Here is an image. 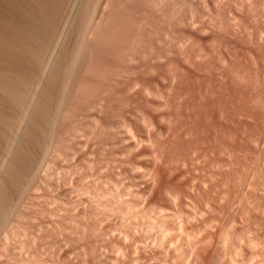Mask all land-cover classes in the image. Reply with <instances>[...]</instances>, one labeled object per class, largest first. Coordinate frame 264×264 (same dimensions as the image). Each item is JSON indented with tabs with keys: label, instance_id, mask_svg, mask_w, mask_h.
I'll return each instance as SVG.
<instances>
[{
	"label": "rangeland",
	"instance_id": "1",
	"mask_svg": "<svg viewBox=\"0 0 264 264\" xmlns=\"http://www.w3.org/2000/svg\"><path fill=\"white\" fill-rule=\"evenodd\" d=\"M80 1L65 0L46 53L56 41L67 42L68 50L80 41L79 52L86 44L87 61L78 62L88 63L81 68L76 61L75 69L84 74H72L86 80L79 78L76 87L71 78L76 91L66 93L74 97L65 98L70 105L58 128L69 120L81 126L74 140L83 138L89 147L69 138V165L64 147L63 157L60 148L54 147L60 154L50 149L58 157L46 152L44 166L57 176L48 174L45 184L52 185L43 186V194L56 196L53 202L49 195L23 198L37 203L39 210H32L21 202L23 220L35 227L22 216L15 219L21 228L12 221L18 227L15 235L9 228L3 235L10 237L0 246V264H17L14 253L19 264H264V0H108L106 6L95 0L104 18L99 10V26L86 43L79 16L69 26L71 6ZM77 50L75 60L82 54ZM81 124L96 134L87 135ZM81 149L91 155L82 160ZM66 167H81L74 173L82 177H65ZM59 182L62 189L73 186L74 208L63 207L65 189L53 185Z\"/></svg>",
	"mask_w": 264,
	"mask_h": 264
},
{
	"label": "bare ground",
	"instance_id": "2",
	"mask_svg": "<svg viewBox=\"0 0 264 264\" xmlns=\"http://www.w3.org/2000/svg\"><path fill=\"white\" fill-rule=\"evenodd\" d=\"M84 1H85V3L86 2L90 3L91 0H87V1L81 0L78 4L75 2L71 6V9L69 11V16H71L72 18L70 20L69 26H74L73 22L74 23H75V21L77 22L76 16L77 17L79 16L78 20L81 19L80 21H78V22H80V24L77 23L79 25V28L77 27V24H76L75 29L77 27L78 31H81L82 37L86 38V39L82 38V40L85 39L83 41V43H86L85 41L87 40V38L92 37L91 35L94 34V32H96L95 30L99 26V22L97 21L98 20L97 16H99L98 11L101 9L98 10V8L96 7L95 0H94V2L92 0L93 4L91 2L90 3L91 5H88L87 3L85 4ZM107 1L108 0H105V6H106V3H108L110 0L108 2ZM64 5H65V0H0V246H2L1 244H3V241L5 239H8V237H10V235H9L7 238H5L6 233L9 234L7 231L8 228L10 229V231H12L11 233L16 234V232H14L15 230L13 231V229H15L13 227L17 228L20 225V224L18 225L19 221H17L18 222L17 223L15 221V219L16 218L18 219V217H20V216L23 217V215H22L23 211L21 212L23 203H21V202H22L24 197L30 198V196H31V198L35 199V198H37L36 196H39V198L40 197L44 198V196H46L45 200H47L48 198H51L50 201L52 200V202H53L52 197L55 195V192H54L55 189L54 188H53L54 190L52 191V192H54V195L51 196L48 193L47 195H49L50 197L47 198V195L43 194L44 193L43 192V188H44L43 186H49L46 188L48 190L49 188H51V186L48 184L52 185V183H49L48 180H47L48 182L45 184V181H46V178L48 177V174H50L51 176H54V173H56V176H57V172H54V173L52 172V170H54V169L51 170L50 167L48 168V167L44 166V163H43L44 157H45V155H48V153L46 154V152L48 150L50 152V149L52 150V148H53V151H56L57 149L60 150L61 148L59 146L64 147L63 152H65V150L68 149V147L65 149V146L68 145V144L66 145V143H68L67 140H69V138H72L73 140L70 139L71 140L70 142L73 141V143H74V141H77V140H74L78 136L77 133H80V132L82 133V131L78 130V128H79V127H77L78 125L77 126L72 125L73 123H71V120H69L70 123L68 125L65 123L66 126L63 129H59L60 128L59 126L62 124L59 121H62L63 117H65V115H66L65 114L66 105L67 106L70 105L67 102L71 101V98L74 97V96H72V97L70 96L71 97L70 98L69 96H66L67 95L66 93L70 90L69 91L70 93L68 95H71V93H72L71 90L75 86L77 87L78 83H76V82L81 81V80H79L80 75H79V78L77 80L76 77L73 78L72 74L75 75L76 71L78 70V69L75 70L76 67L77 68H80V67L84 68L83 65H81V64H85V62L87 61L86 60L87 56H86V54H83V52H81L82 51L81 49H84L83 47H84V45L86 47V44H84L82 46V48L80 49V52L82 53L81 54L79 52V50H77V48H76L78 46H79L78 48L81 47L82 43H78L80 41H78V42L76 41L74 50L73 49L68 50L66 48V47H68V46H66L67 44H65L67 42L64 41L65 43L63 44V41H62V43L60 44L56 41L54 46L52 47V49L46 53V45L48 42L47 41L48 35L54 30V28H56L58 20H59L60 16H62V14H63ZM101 13L104 14V12L102 10L100 12V16H102ZM78 31H76V33ZM88 35H90V37H87ZM62 45L63 46L65 45L64 48H62L63 47ZM68 48L70 49V47H68ZM65 50H66V52H65ZM72 50L75 52L77 50V52L80 53L82 56L79 55L78 59L75 60L77 57V53H74ZM84 50L86 51V48ZM67 51H71V53L75 54L74 57L72 56L73 54L72 55L70 54V52H68L70 54V55H68ZM83 55H85L86 57H84ZM80 56H81V59H79ZM82 57L84 58V60H86L83 63H81L83 60ZM80 60H81V62H78ZM76 63H77V65H79L81 63L79 65L80 67H78L76 65ZM86 63H88V62H86ZM80 70L81 69H79L78 71L81 74L82 71H80ZM73 71H74V73H73ZM78 71H77V74L79 73ZM83 71H84V69H83ZM75 76H78V75H75ZM71 78H73V80L75 82L71 81ZM83 78H80V79H83ZM71 82H74L73 84L75 85L72 87V89L70 88ZM73 84H71V85H73ZM74 90L76 91L75 88L72 91H74ZM81 92H83V91H81ZM73 93H75V92H73ZM102 93H104V92H102ZM66 97H68V98H66ZM65 98L67 100L69 98L70 99H69V101H65L66 100ZM76 98H78V97L76 96ZM100 99H101V97H100ZM94 100H96V99H94ZM101 100H104V99L102 98ZM99 101H98V103H99ZM76 102H78V101H76ZM71 105H72V102H71ZM92 105H95V104L92 103ZM89 106H90V104H89ZM100 106L101 105H99V107ZM95 107H96V105H95ZM99 107H97L98 110H96L95 108H93V109H95V111H97V113H98ZM90 108H91V106H90ZM90 108L88 109V110H90L89 112L92 111V108L91 109ZM101 108H102V106H101ZM102 110H104V109H102ZM76 111H78V110H76ZM95 111H93V113H91V116H92V114L94 116L97 115V114L96 115L94 114ZM84 114H86V113H84ZM69 115H70V113H69ZM74 116H76V115L74 114ZM78 116H80L79 113H78ZM87 116H88L87 117V119H88L90 114ZM81 117H82V114H81ZM81 117H80L81 120H78V121H82L83 118H81ZM84 118H85V116H84ZM96 118H97V116H96ZM96 118L93 117L92 121H93V119H96ZM78 119H79V117H78ZM89 121H87V123ZM98 121H99V119H98ZM79 123H81V122H79ZM87 123H85V124L87 125ZM93 123H95V122H93ZM74 124H76V123H74ZM85 124H81V125H83V129H84V130L82 129L83 131L86 130L84 127ZM89 124L90 123H88V125ZM95 124L97 125V123H95ZM90 125L92 127V123ZM89 126L87 127L88 130H89ZM103 126L101 127V129L105 128ZM80 128H81V126H80ZM96 128L98 129V127H96ZM77 131H80V132H77ZM85 132L83 133L84 135H85ZM88 132L89 131L86 132L87 135H88ZM90 132H91V130H90ZM90 132H89V134H92ZM93 132L95 133V131H93ZM97 133H99V132H97ZM95 134H92V135L94 136ZM80 135L82 136V134H80ZM84 135H83V137H84ZM92 135H91L90 139L93 138ZM98 137L96 139H98ZM85 139H86V135H85ZM82 140H83V138H82ZM82 140H79V141H82ZM79 141H77L76 143L78 144ZM87 142L82 141V143L80 142V144H82V146H86V147L88 146L89 147V145L86 144ZM73 143L71 145L73 148H70L71 146L69 145L70 149H74ZM83 143H85L86 145H84ZM80 144H78V145H80ZM96 144L97 143H95L94 145L96 146ZM100 144H102V140H101ZM82 146L80 145V147H82ZM54 147H56L57 149L54 150L55 149ZM99 147H101V145ZM90 148H92V147L90 146ZM76 149H78V147H76ZM76 149H75V152L73 150H71V152L73 151L72 153H74V155L76 153H78V154L80 153V150L78 151ZM62 150L63 149H61L60 153L62 152ZM81 150H82V153L85 152V154H84V156L82 155V153L80 155H78V156L82 155L81 157H83V159L81 157L78 159L79 162H80V159L84 160V158L86 156V152L88 154V150H90V149L88 148L87 151L86 150L83 151V149H81ZM99 150H100V148H99ZM76 151H78V152H76ZM93 151H92V155L94 153ZM63 152L61 154L62 157L64 156ZM60 153L57 152V154H60ZM72 153H71L70 157L73 158V160H74V155L72 156ZM50 154L55 155L52 152H50ZM65 154H66V152H65ZM52 155H51V157H52ZM88 155L90 156L91 154L89 153ZM61 156L59 155V159L61 158ZM65 156H67V157H64L63 159H66V158L68 159L69 155L66 154ZM55 157H58V156L55 155ZM71 158L69 159L70 161H72ZM86 158H87V156H86ZM63 159H62V161L65 162V160H63ZM67 159H66V162H67ZM86 160H88V159H86ZM86 160H85V162H89V160L88 161H86ZM76 161H73L72 163H74ZM58 162H59V160H58ZM79 162H78V164L77 163H74V164L80 165V164H82L81 162H83L82 165L84 166V161H81L80 164H79ZM67 164L69 165L68 162H67ZM67 164H65V165H67ZM89 164H90V162H89ZM89 164L87 163L88 167H89ZM76 166L73 167L70 165L68 167L70 169L73 167V169H72V171H73L76 168ZM85 166H84V168H85ZM68 167L65 168V169H68V171L65 170L66 174L63 173L64 171L62 172L63 175L65 174V177L70 176L72 173L76 174L74 172H76L77 170L79 171V169H81V167H79L77 170L72 172L71 170H69ZM86 168H85V171H86ZM69 172H70V175H69ZM80 172H82V169L80 170ZM67 173H68V175H67ZM83 173H82L83 178H86V177H84L85 174H83ZM58 175H59V173H58ZM56 176H54L55 177L54 180L56 179ZM73 176H72V178H73ZM85 176H87V175H85ZM80 177H82V176H80ZM80 177L78 178V176H77L78 180L76 179V181L80 182L79 180L82 179ZM60 178H64V177H60ZM57 180H59V178ZM67 180H71V179H67ZM67 180L65 179V181H67ZM59 181L64 182L63 179H62V181H61V179ZM73 181H75V180L73 179ZM55 183H57V181H55ZM67 183L64 182V184H66V185H67ZM74 183L77 184V182H73V184ZM64 184H63V186H64ZM53 185L56 187V190L59 187L58 188V190H59L61 188L62 184L60 183V185H58V186H56L55 184H53ZM77 185H79V183ZM54 186H52V187H54ZM72 187L70 188V191L68 190L69 189L68 186L66 188L65 187L63 188L65 190H63L61 188L63 190L61 193L62 196L59 194L60 192H57L62 197L61 201L63 202L62 205L64 204L63 205L64 208H65V205H69L71 207L74 204V200L72 199L74 196L72 195V198L70 196L71 193L73 192V191L71 192ZM75 187H76L77 191H78V188H80L79 190L83 189L82 186L81 187L75 186ZM75 187H74V189H75ZM40 188H41V190H40ZM61 189H60V191H61ZM76 189H75V191H76ZM39 191H42L41 196H40ZM37 192H39V195ZM79 192H81V191H78V193ZM81 195L82 194H80L78 196H81ZM137 195H139V194H137ZM32 196H35V198ZM78 196L76 195V198ZM141 196H143V195H141ZM141 196L139 198H141ZM31 198L29 199V201H33V200H31ZM39 198H37V199L39 200ZM25 199H27V198H25ZM56 199L58 201L55 200V197H54V201L59 202V200L61 198L59 197V199L58 198H56ZM71 199L73 200L72 201L73 204L71 202ZM78 199L80 201V197L75 199L76 202ZM172 199H174V198H172ZM24 200H23V202H24ZM81 200H83V199H81ZM50 201L47 202L49 208H50V204L52 203V202L50 203ZM146 201H148V200H146ZM27 202H24V204L25 203L27 204ZM29 203H31V202H29ZM47 203H45V204H47ZM60 203H58V205H61ZM26 204L24 206H26ZM36 204L37 203H35L34 205L36 206ZM40 204H42V202H40ZM30 205L32 206V203ZM30 205H28L29 208H30ZM62 205L60 207H58V209H62ZM75 205L77 206V204H75ZM35 206H32L34 208L31 207L32 210L33 209L39 210V208H37ZM37 206L39 207V204ZM41 206H43V205H41ZM45 206L43 208H45ZM67 207H66V211H67ZM49 208L47 207V209H49ZM55 208H53V209H55ZM72 208H74V207L72 206ZM58 209H56V211ZM64 210H63V212H64ZM25 211L27 212L28 210H25ZM44 211L46 212L47 210H43V209L41 210V212H44ZM51 211L50 212L47 211V213L49 212L53 216L58 215V214L54 215V212H51ZM44 213H42V214H44ZM30 214L32 215V214H34V212L30 211ZM30 214H27L29 216V218H30ZM25 215H26V213H25ZM67 216H66V218H67ZM31 217L33 218L34 216L32 215ZM36 217H37V215L35 216V219H33L34 221L37 220ZM63 218H64V216H63ZM23 219H24V217L22 218V220ZM19 220L21 223V218H19ZM61 220H62V217L60 218V221ZM63 220H65V218ZM12 221L16 222L18 226H14ZM29 221H31V220L28 219L27 222H29ZM67 221H66V223H67ZM11 222H12V224H11ZM22 222L26 223V221H24V220ZM61 222L58 223L57 225H61ZM24 223L22 226H24ZM29 224H31L32 228L35 227V226H33L34 223H31V222L26 223L25 225L30 227ZM64 224H65V222H64ZM27 226H25V228H27V230H28ZM59 227H61V226H59ZM20 228H21V225H20ZM56 228H58V227L56 226ZM29 229L31 230V227ZM5 230L7 232H5ZM17 230H19V229H17ZM27 230H24V231H27ZM161 231H159V232H161ZM3 232H5V234ZM163 232L161 233V235L163 234ZM3 235H5V236H3ZM17 235H18V232H17ZM163 238H164V236H163ZM4 245H3V247H4ZM7 245L9 246V244H7ZM5 247H7V246L5 245ZM0 249L2 250V247H0ZM13 249H16V248L13 247ZM1 250H0V253L2 255ZM5 250L7 252L8 247H7V249L5 248ZM11 251L9 252V254L10 253L12 254V252L14 253V251H12V252ZM15 252H17V251L15 250ZM196 253L197 252H195V254ZM13 255H15V253ZM13 255L10 256V257H12L11 259L14 260L13 263L15 261H17V264H19L18 262H21V261L17 260L18 257H16L17 259L15 260V257H13ZM17 255L18 254H16V256ZM217 256H218V258H220L219 254H217L215 257H217ZM0 258H1V256H0ZM19 258H20V256H19ZM201 258L203 259L204 257H201ZM195 260L198 261L199 257H198V259H196V257H195L194 261ZM211 260H212V258H211ZM216 260H217V258L212 260V262L216 261ZM2 261H3V263H1V264H4L5 263L4 260H2ZM217 261H219V262L218 263L214 262V264L215 263L216 264L222 263V261L220 263V259H218ZM0 262H1V259H0ZM227 264H228V261H227Z\"/></svg>",
	"mask_w": 264,
	"mask_h": 264
}]
</instances>
